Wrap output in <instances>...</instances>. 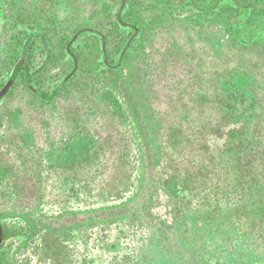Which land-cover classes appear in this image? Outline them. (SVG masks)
Masks as SVG:
<instances>
[{
	"label": "rangeland",
	"instance_id": "374dc122",
	"mask_svg": "<svg viewBox=\"0 0 264 264\" xmlns=\"http://www.w3.org/2000/svg\"><path fill=\"white\" fill-rule=\"evenodd\" d=\"M108 1L112 16L99 15L97 20L93 12L102 2L95 5L96 0H52L51 8L49 0H30L53 56L42 71L38 69L45 51L37 37L25 51L13 44L12 53L2 51L12 40L0 37V90L14 71L9 63H15L21 52L33 73L32 89L47 97L53 88L63 86L64 76L75 67L79 79L72 78L51 100L40 102L19 82L0 101V218L8 221L7 244L0 254L3 263L9 256V264H116L133 252L131 228L117 237L116 244L114 225L91 227L73 215L118 201L124 194L119 182L124 184L127 175L138 177L140 167L129 118L111 99L114 90L108 85L114 80L105 71L85 72L90 45L80 33L70 32L83 25L100 29L107 58L116 63L114 57L125 47L120 44L131 31L127 37L119 33L113 17L119 3ZM123 1L120 13H126L125 21H141L144 26L141 35L131 37L128 55L123 54L131 67L130 86L145 104L156 132L161 135L176 126L186 144L194 135L195 145L174 151L168 135L156 134L162 157L180 160L204 140V127L219 121L224 79L250 99L254 92L264 93V56L255 58L230 47L219 15L220 1L212 5L213 0H194L205 11H192L190 0ZM9 2L2 6V14L16 18L19 5ZM255 6V16L264 18V0H256ZM1 18L0 35H4L9 28L5 32ZM66 34L68 39L75 37L69 48H63ZM135 229L136 241L141 230Z\"/></svg>",
	"mask_w": 264,
	"mask_h": 264
},
{
	"label": "trees",
	"instance_id": "16d2710c",
	"mask_svg": "<svg viewBox=\"0 0 264 264\" xmlns=\"http://www.w3.org/2000/svg\"><path fill=\"white\" fill-rule=\"evenodd\" d=\"M6 1L0 0V16L5 32L9 28V33L0 37L12 42L11 50L9 47L2 50L3 53L14 52L13 44H19L17 49L25 51L36 37L39 42L43 39L49 44L39 27L40 14L34 4L31 5L30 0H9L19 8L16 18L7 19L1 10ZM216 1H220L219 15L224 18L230 47L261 59L264 56V18L255 16L256 0H230L226 4ZM49 2L51 8L52 0ZM127 22L143 32L141 21ZM70 32L74 34L76 30L70 29ZM71 39L65 35L63 48ZM120 45L123 47V42ZM21 53L15 57L16 61ZM99 54L98 44L90 46L85 72L105 71L110 80H114L113 85H108L114 90L109 91L111 99L129 118L140 167L138 177L127 175L124 184L119 182L123 188L117 190V194L121 190L126 195L109 206L73 213L75 220L91 227L114 225L116 244L117 237L121 238L129 228L133 230L134 236H129L135 242L133 252L126 253L116 264H264V93L254 92L250 99L232 88L229 79H224L221 87L225 91L220 94L217 124L208 123L209 129L204 127V140L191 150L190 156L169 160L160 154L156 134L168 135L167 142L174 151L176 148L186 150L187 144L195 145L194 135L186 144L180 140L181 132L176 126L168 127L161 135L160 131L156 132L145 104L130 86V64L125 63L127 77L123 78L122 68H107L104 60L98 61ZM61 57H65V52ZM27 58L23 54L15 68L21 59ZM22 77L20 75L18 80L23 83ZM72 78L73 81L78 79ZM238 99H242L243 107ZM135 226H140L141 230L136 241ZM9 258H5L7 263Z\"/></svg>",
	"mask_w": 264,
	"mask_h": 264
},
{
	"label": "flooded vegetation",
	"instance_id": "af4514ba",
	"mask_svg": "<svg viewBox=\"0 0 264 264\" xmlns=\"http://www.w3.org/2000/svg\"><path fill=\"white\" fill-rule=\"evenodd\" d=\"M115 1H117V3H119V7L117 8V10H116V12H115V15L113 16L114 17V23H115V25H116V27L118 28V30L120 31L119 33H122L123 34V37L125 36V37H127V35H126V32H127V30H130L131 31V36H130V34H128V37H127V39H125V41L123 42V47L127 44V42L129 41V40H132L131 39V37H135L136 36V34L135 33H137V35L139 36V35H141V33H140V31L139 30H137L136 28H134L131 24H128V20H126L125 21V19H124V17H125V12L124 13H120V9H121V7H122V5H123V2H122V0H115ZM126 1V0H125ZM215 1V5L216 4H218L219 2L218 1H216V0H214ZM98 2H102V5H101V8L100 9H97V11H95V12H93V13H95V17L98 15V18H97V20H99L100 18H102L101 16H99V15H105V16H107V17H111L112 15H111V12H112V10H113V6H112V4H111V2L110 1H108V0H96V2H95V5H98ZM189 3V2H188ZM191 4V3H190ZM189 4V5H190ZM116 5V4H115ZM201 7V6H200ZM183 10H184V8H183ZM191 10L192 11H195V8L194 7H191ZM187 14V13H190V9L189 10H187V12H183V14ZM122 23V24H120V22ZM132 22V21H131ZM134 22V21H133ZM79 28H81L80 30L78 29V28H76L77 30H76V32L74 33L75 35L76 34H78V33H80L81 34V36H84L86 39H87V41H88V44L87 45H90V46H92V45H97L98 44V46L100 47V54H99V56H98V61L99 62H103V60H104V62H105V64L104 65H106V67L107 68H110V69H121L122 68V71H123V78H126L127 77V75H126V73H127V69H126V66H124L125 65V63H126V61H125V59H124V55L127 53V50H126V52H125V54L124 55H120V53L118 54H116V56L114 57L115 58V62L116 63H114L113 64V61H111L109 58H107V55H106V53H105V51H106V44H105V39H104V35L101 33L102 31H100V29H98V28H96L94 25H83V26H80ZM121 37V36H120ZM122 37V38H123ZM137 37V36H136ZM42 38V37H41ZM73 38H74V36H72V39L70 40V42H72V40H73ZM95 38H97L96 39V41L94 40ZM85 39V40H86ZM120 39V38H119ZM98 41V42H97ZM70 42L67 44V46H68V48L71 46V44H70ZM40 44H42L43 45V47H44V51H45V61H44V63H43V65H41L40 67H39V71H42L43 70V68L47 65V63L52 59V54L50 53V51L47 49V44H46V42L43 40V39H41V42H40ZM70 44V45H69ZM133 45V43H130L129 45H128V47H131ZM21 57V56H20ZM72 57H74L73 55H72ZM75 58V57H74ZM18 60H20V58L18 59ZM18 60L16 61V63L13 65V70H14V68H15V65L18 63ZM26 64H27V59H24V61H23V63H22V65H21V68H20V71H19V73H18V75H17V77H16V79H15V81H14V84L12 85V87L10 88V90L8 91V93L2 98V99H4L9 93H10V91L13 89V87L16 85V84H18L20 81L18 80V78L20 77V75H23V79H22V81H23V85L25 86V88L26 89H29V91H31V94H33L36 98H34L37 102H39V101H48V99H50L51 100V97L53 96H55L58 92H59V90H62L63 88H65V87H67V84L69 83V82H71L70 80L72 79V77L73 76H75L76 77V74H75V72H76V68L77 67H75V69L73 70H71V71H69L65 76H64V81H63V83H61V85H63V86H61L60 87V89H57V88H53V90H52V92H51V94H50V96L49 97H47L44 93H42L41 94V92L39 91V90H35V89H32V87H31V77H32V75H33V73H32V75H31V72H30V70H29V68H28V66H26ZM103 65V67H105ZM124 67H123V66ZM103 67H101V68H103ZM105 67V68H106ZM100 68V69H101ZM21 73V74H20ZM18 80V81H17ZM65 82V83H64ZM4 87V86H3ZM2 87V88H3ZM59 88V87H58ZM1 99V100H2ZM0 100V101H1ZM106 206H109V205H105V206H101V207H97V208H94V209H91L90 211H92V210H95V209H99V208H103V207H106ZM6 223H8V221L6 220V219H3V218H0V227H1V230H2V234H3V239H2V242H1V244H0V254H3L2 253V251H5V246H6V244H7V239H8V232L6 231ZM24 227H25V225H23ZM103 227H105V226H103ZM0 261H3V260H1L0 259ZM3 264H9V263H7V261L5 262V263H3Z\"/></svg>",
	"mask_w": 264,
	"mask_h": 264
},
{
	"label": "water",
	"instance_id": "95a60500",
	"mask_svg": "<svg viewBox=\"0 0 264 264\" xmlns=\"http://www.w3.org/2000/svg\"><path fill=\"white\" fill-rule=\"evenodd\" d=\"M123 4L124 1L122 0ZM192 6L195 8L196 11H205V9H200L195 3L194 0H190ZM75 39V37L73 38V40ZM72 40V41H73ZM131 43V40H129L127 42V44L125 45L123 51L121 52V56L126 52V49L128 47V45ZM25 54V53H24ZM22 59L21 62L18 64V66L14 69V71L12 72V74L10 75L9 79L7 80V82L5 83L4 87L0 90V100L8 93V91L10 90V88L12 87V85L14 84V81L20 71L21 65H22ZM3 239V234H2V230L0 227V244L2 242Z\"/></svg>",
	"mask_w": 264,
	"mask_h": 264
}]
</instances>
